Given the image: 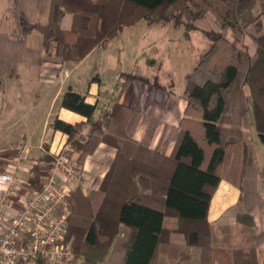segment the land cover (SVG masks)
Returning a JSON list of instances; mask_svg holds the SVG:
<instances>
[{"label":"trees","instance_id":"1","mask_svg":"<svg viewBox=\"0 0 264 264\" xmlns=\"http://www.w3.org/2000/svg\"><path fill=\"white\" fill-rule=\"evenodd\" d=\"M11 5L17 37L0 33V76H16L18 64L27 57L38 63L41 50L78 61L140 19L172 21L190 30L205 15L213 18L217 28L203 29L211 40L209 48L184 75L186 105L169 154L148 146L152 119L140 140L133 137L140 117L137 108L115 101L96 115V103L85 101L71 87L64 91L60 105L84 115L90 133L81 141L75 135L82 122L58 117L51 126L67 134L78 160L93 153L100 142L116 150L98 189L83 194L76 186L67 197L64 241L71 244L74 258L81 257V264H125L144 229L149 232L142 249L146 261L137 264H151L164 246L176 254L172 264H179L193 246L201 264H215L216 245L229 247L231 264H264V231L255 233L252 215L264 198V161L259 164L254 146V132L264 143V0H11ZM34 10L45 13V21L36 18ZM66 13L71 14L69 28L61 26ZM225 29L238 39L248 34L255 43V57L246 46L229 41ZM33 30L42 35L40 49L25 45ZM120 75L145 79L128 71ZM16 152H0V171L4 157ZM52 158L44 154L43 164L32 165V189L41 187ZM221 176L236 182L240 192L225 220L213 225L207 221V209ZM120 225L129 230L125 237L119 235ZM235 231L238 241L233 243ZM173 233L182 234L185 243H170ZM33 261L44 264L40 257Z\"/></svg>","mask_w":264,"mask_h":264},{"label":"crops","instance_id":"2","mask_svg":"<svg viewBox=\"0 0 264 264\" xmlns=\"http://www.w3.org/2000/svg\"><path fill=\"white\" fill-rule=\"evenodd\" d=\"M39 15H45V13ZM70 24L71 14L66 13L62 18L61 26L69 28ZM135 27H141V30L157 27L158 32L167 35L173 50L174 44L180 42L179 36H175V34H178V31H183L181 26L175 25L172 21L149 23L146 19H140L130 26H124L122 30L124 28L132 30ZM15 30L16 38V23ZM0 33L6 34L7 32ZM225 34L228 39L232 38L230 30L227 29ZM119 36L109 40V42L116 41ZM41 39V33L33 30L27 35L25 45L40 49ZM152 39L154 38L147 42L148 45H154L155 40ZM186 40L188 41V39ZM107 42L94 46L78 61L62 60L41 50L38 63H33L31 58L27 57L25 61L18 64L16 76H0V152L6 149H17L15 154L8 156L12 157L20 154L23 150L26 160L23 166L17 170V175L25 182L20 193L32 189L28 181V177L31 175L28 171L30 164H43L40 160L42 155L53 156L68 142L66 133L52 128L51 121L54 117L70 123L82 122L75 135L81 141H84L90 133L91 128L84 115L60 105L61 97L68 87L83 94L85 101L96 103V115L103 110H109L115 101L137 108L140 111V117L133 137L140 140L149 121L153 120L152 133L148 140L149 148L164 150L166 154H169L173 149L179 132L178 122L183 115L186 99L183 96L184 87L178 89L172 82L170 86H167L164 80L169 74L174 78L173 71L179 64L178 66L183 65L185 67L183 81L184 75L192 69L198 58L191 61L190 57L181 54L184 56L182 60L185 63H175L177 58L174 59L173 56H170L173 59L170 58L168 66L173 71L166 72L162 81L125 79L120 75L121 71L118 72L117 69L110 72L111 78H107L102 73L104 58L99 59L97 64V58H100L110 48ZM243 45L247 47L250 56L254 58L256 50L253 40L249 36H245L242 41H237V46L242 47ZM99 54L101 56L97 57ZM161 64L162 61H159V67ZM83 67H87V69L85 68L83 71ZM244 96L248 108H250V94L247 87L244 88ZM66 114H69L70 117H66ZM228 139L237 140L233 136H229ZM254 146L258 162L261 164L264 161V143L259 141L255 132ZM115 151L113 146L100 142L93 153L86 154L81 161L78 160L81 164V178L76 186L80 188L83 194L98 189L114 158ZM72 153L78 159L79 152L73 148ZM8 157H4V159L6 160ZM239 192L236 182L228 176H221L209 200L207 221L213 225L223 222L227 213L237 203ZM252 215L255 233H261L264 231V198L254 207ZM128 231L127 227L119 226L121 237H125ZM148 237L149 232L147 230H140L125 264H137L139 261H146L142 249ZM237 241L238 235L235 234L232 242L236 243ZM169 242L183 244L185 238L180 233H173L169 237ZM260 247L262 248V255H264V242L260 244ZM189 249L190 253L179 264H201L198 248L193 246ZM175 256L176 254L164 246L154 253L151 264H172L170 259L176 258ZM214 261L215 264H231L229 247L216 245ZM67 264H81V257H75ZM97 264L110 263L103 261Z\"/></svg>","mask_w":264,"mask_h":264},{"label":"built area","instance_id":"3","mask_svg":"<svg viewBox=\"0 0 264 264\" xmlns=\"http://www.w3.org/2000/svg\"><path fill=\"white\" fill-rule=\"evenodd\" d=\"M70 142L53 154L38 189L24 193L17 175L26 157H8L0 171V264H67L74 258L64 241L69 207L67 197L81 178V164ZM32 163L28 169L32 175Z\"/></svg>","mask_w":264,"mask_h":264},{"label":"rangeland","instance_id":"4","mask_svg":"<svg viewBox=\"0 0 264 264\" xmlns=\"http://www.w3.org/2000/svg\"><path fill=\"white\" fill-rule=\"evenodd\" d=\"M33 4L34 2L30 3V6L34 8ZM33 14L41 21H45L46 19V14L39 15L37 10H34ZM15 23L16 21L13 15L11 0H0V32H7L6 34L9 37L15 38ZM196 24L197 28L190 30H186L183 24H179L183 31H178L179 35L175 34V36H179L180 42L174 44V50L171 49L167 35H162L160 31L158 32L157 27L144 30H141L142 26L132 28V30L124 28L119 34V39L107 42V44L110 45L109 50H107L102 56L100 54L97 55V57L101 56L100 58H97V64L99 63V59L104 58L102 73L107 78H111L110 72L117 69L118 72L126 70L137 75H142L147 80L150 79L152 81V79H156V81H162L163 75L171 70L168 63L170 58H173L170 56H173L174 59L177 58L175 63H185L183 62L184 60H182V57H184L182 55H187L190 57L191 61H193V59H199L209 48L211 40L205 35L203 29L217 28L213 18L209 15H205L204 19L196 22ZM226 30L227 29L223 31L225 36ZM231 35L232 38L228 40L233 41L236 45L237 41H242L245 36H249L248 34H244L243 37L238 39L232 32ZM151 38H154L152 40H155L154 45H148L147 43ZM186 39H188V41ZM159 61H162L160 67ZM149 64H151V66H149ZM178 65L175 67L174 71L173 69L171 70L174 72V78L169 74L164 81L167 86H170V83L172 82V84H175L176 88L182 89L185 85V79L182 81L185 67L183 65ZM85 68L87 69V67H83V71H85ZM155 74H157V77H155ZM237 233L238 232L235 231V234Z\"/></svg>","mask_w":264,"mask_h":264}]
</instances>
